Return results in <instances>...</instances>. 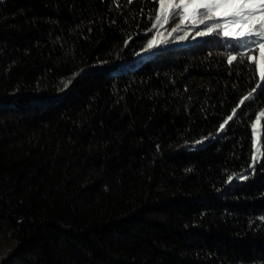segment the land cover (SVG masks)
Here are the masks:
<instances>
[{
    "label": "trees",
    "instance_id": "1",
    "mask_svg": "<svg viewBox=\"0 0 264 264\" xmlns=\"http://www.w3.org/2000/svg\"><path fill=\"white\" fill-rule=\"evenodd\" d=\"M158 7L0 0V264H264L259 50Z\"/></svg>",
    "mask_w": 264,
    "mask_h": 264
},
{
    "label": "snow or ice",
    "instance_id": "2",
    "mask_svg": "<svg viewBox=\"0 0 264 264\" xmlns=\"http://www.w3.org/2000/svg\"><path fill=\"white\" fill-rule=\"evenodd\" d=\"M128 2L131 3L132 0H128ZM170 16L173 17L175 25L171 27L168 36L157 32L147 41L148 50L167 44L169 37L181 31V26H187L189 22L192 25L205 26V31L195 33L197 37L222 35L225 38L222 43L227 50L240 52L241 56L244 55L242 49H258L259 61H256L254 57L251 59L258 64L259 79L264 81V0H159L158 12L153 18L155 23L149 30L155 29L157 24L167 25ZM189 37L190 33L184 31L183 35H178L176 38L185 40ZM236 60V55L227 57L228 64H232ZM257 89L260 90L261 95H264V87L256 85L252 92L239 103L242 105L245 101L257 99L258 97L254 95ZM236 114L234 108L232 114L220 125L221 131ZM243 114L242 112L241 115ZM260 117H264V112H261L256 119L259 120ZM256 128L257 125L252 124L253 132L256 131ZM251 159L250 168L254 171L257 156L254 155ZM228 179L231 181L232 177L229 176ZM236 179L246 180L248 175L237 176Z\"/></svg>",
    "mask_w": 264,
    "mask_h": 264
},
{
    "label": "rangeland",
    "instance_id": "3",
    "mask_svg": "<svg viewBox=\"0 0 264 264\" xmlns=\"http://www.w3.org/2000/svg\"><path fill=\"white\" fill-rule=\"evenodd\" d=\"M220 36H222V35H220ZM259 59H260V57L258 58L257 61H259ZM255 124L257 125V128H256V131H255V134H254V136H255V139H254L255 154L254 155L257 156V160H256V162H257L260 159V149H259L260 132L258 131V129H259V121H256ZM198 146H200V144H198Z\"/></svg>",
    "mask_w": 264,
    "mask_h": 264
}]
</instances>
